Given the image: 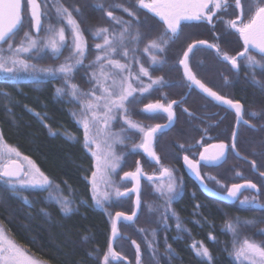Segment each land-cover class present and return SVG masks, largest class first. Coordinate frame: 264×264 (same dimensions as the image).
Instances as JSON below:
<instances>
[{
  "label": "snow or ice",
  "instance_id": "obj_1",
  "mask_svg": "<svg viewBox=\"0 0 264 264\" xmlns=\"http://www.w3.org/2000/svg\"><path fill=\"white\" fill-rule=\"evenodd\" d=\"M50 6L55 9L56 19L62 26L56 27L50 22L45 28L44 21L46 19L51 21ZM135 6L138 10L146 9L155 17H159L163 24L160 34L149 39L143 48V52L149 54L150 66L164 63V60L154 53L166 52L170 43L179 36L184 22L206 23L212 28L216 27L217 22H222L227 34L235 32L243 42L241 51L235 55H229L228 52H222L217 43H210L204 39L193 40L187 45L183 57L179 60V65L184 69L183 75L189 89L198 88L206 94V98H211L235 112L236 126L232 129L230 144L222 141L208 145L199 153L198 159H191L189 155L183 156L187 169L196 176L205 189H208L204 176L201 175V166L217 165L226 158L229 150L239 156L237 151L239 125L243 123L253 129L256 128V125L244 119L246 113L244 105L239 99L233 100L220 95L197 77L190 66L191 54L200 46L214 49L218 58L230 65L236 73V78L239 77L242 66L240 62L244 61L243 67L248 70L250 75L249 82L264 94V79H257L256 75L257 70L264 74V0H135ZM95 7L104 13V16L112 22L113 27L99 26L91 31V37L97 40L102 39V42L94 45L97 54L94 60L86 66L93 69L91 73H86L88 76L86 82L91 84V88L87 91L72 82L79 68L85 67L84 60L89 51L84 34L85 29L81 28L80 22L73 16V12L79 15L81 9L74 7L69 10L59 0H55V2L53 0H0V76L6 80L27 78L37 84L43 83L47 79L63 78V86L57 87L55 91L58 97L67 95L69 97L67 102L80 104L79 113L73 111L72 115L77 118L76 123L83 128V148L93 158L91 177L87 178L91 185L93 204L103 208L105 203H110L113 198L119 199L128 196L131 192L136 193L132 214L117 212L112 217L111 237L107 251L104 252L100 262V264H112V261L126 259L114 250L113 240L119 235L117 222L121 218L125 221H133L137 216V210L143 204L140 183L142 176H146V179L152 183L153 193L164 201L162 223L167 224L168 213H172L175 217L171 205L180 196L183 181L182 179L178 181L173 169L161 163V158L154 150V139L161 129L170 127L175 121L176 114L173 111V106L179 101L173 100L164 104L157 100L145 104L141 109L144 113L167 114V124H156L145 128L131 119L129 105L138 103L145 94L150 93L154 86H163L166 82L163 77L153 78L149 68L145 67L140 58L135 55L137 51H140L138 46L144 39V34L141 33L139 27L133 28L134 24L140 25L141 23L136 12L125 7L122 3H113L108 6L112 9H122L124 13H127L130 19L125 20L123 17L114 15V11L106 10L103 2L98 3ZM224 15H231L233 18L224 19ZM26 20L29 21L30 28L23 32L19 43H16L15 37L24 28ZM42 31L46 33L44 36L40 35ZM213 35L217 40L221 38L215 32ZM129 45H133V47H129ZM65 49H68L69 54L58 65L41 67L32 62V60H40L46 56L59 59ZM253 52L256 55H253ZM33 53H35L34 56ZM257 55L260 59H257ZM117 56L128 62H121V59L115 58ZM136 65L139 66L138 72L133 71ZM142 77H147L150 83L144 84ZM229 82V78L225 76V85ZM137 83L142 86H134ZM184 111L189 116L193 115L186 108ZM35 115L40 118L41 122L45 119V116L40 113H35ZM247 115L264 118V109L252 110ZM118 121L122 122L123 126L118 131H113V126ZM45 126L47 127V125ZM260 130L264 131V126ZM130 131L142 134L141 142L132 144L131 148L133 150L142 149L152 161L160 165V168L158 175L156 173L145 174L141 168V162L137 160L135 170L126 171L120 177L121 181L131 179L134 182L133 187L121 191L112 176L117 174L122 167L125 153L117 154L116 146H127L126 141L131 139L128 135ZM202 132L204 135L195 144L186 146L181 144L179 147L184 151H190L201 144L208 128L202 129ZM65 136L70 140L76 139L74 135L67 132ZM209 149L214 151L210 152ZM13 155L20 157L19 151L15 147L7 145L3 135L0 134V161H4L0 163V181L6 183L13 192H18L19 188L24 186L44 190L53 188V182L49 177L28 157H23L28 162L26 169L19 160L11 158ZM256 167V162L252 161V168L256 169ZM259 175L264 177V172H260ZM236 176L241 177L242 174L237 172ZM207 179L215 180L220 188H227L226 193L219 194L223 199L239 201L241 206L264 212V203L258 199L261 189L251 180L228 186L222 184L214 176L208 175ZM246 189L255 190L257 195L245 196L241 200L239 193ZM62 191L59 185H55L54 191L49 192V199L60 204L61 212L68 214L74 210L71 206L73 198L60 195L59 193ZM25 201L27 202L26 198ZM147 207L150 212L156 210L152 204H148ZM196 207L198 209L200 205L197 204ZM176 219L177 229L187 231L182 227L179 218L176 217ZM262 222L264 220L257 217L241 218L239 216L224 222L223 229L232 237L229 255L235 258L237 264H264V240L256 241L246 235L241 239L242 229L254 227L257 223ZM8 231L4 223L0 221V264H47V261L34 259L24 248L9 239ZM140 231L145 230L141 229ZM152 233L155 234L154 229ZM257 233L264 235V228L257 229ZM208 238L209 240L216 239L211 233ZM145 239L147 240V237ZM132 243L136 247V264H141V247L136 241H132ZM147 246L155 256L157 248L153 242L149 240ZM192 248L204 264H213L212 254L202 242H193ZM165 251L171 259L174 251L171 244H165Z\"/></svg>",
  "mask_w": 264,
  "mask_h": 264
},
{
  "label": "trees",
  "instance_id": "obj_2",
  "mask_svg": "<svg viewBox=\"0 0 264 264\" xmlns=\"http://www.w3.org/2000/svg\"><path fill=\"white\" fill-rule=\"evenodd\" d=\"M90 1L59 0L69 10L74 7L81 9L79 15L73 12V16L80 22L81 28L85 29L84 34L89 51L84 60L85 67L79 68L72 82L78 84L83 90L91 87V84L86 82L88 80L86 73H91L90 68L86 66L91 62L96 52L94 45L99 43V40L91 37V31L99 26L113 27L112 22L104 16V13L95 7L98 3L89 5ZM132 1L134 0H126L125 7H129L139 16L141 23L140 25L134 24L133 28L139 27L141 33L144 34V39L138 46L140 51H137L135 55L140 58L145 67L149 68L152 77L175 72L173 67L167 71L165 67L179 62L180 53L187 45L188 39L184 37V33L179 34L178 38L170 43L166 52L154 53L162 58L164 63L150 66L149 54H145L143 48L149 39L160 34L162 28L148 15L142 13L141 9L138 10ZM95 2H103L105 9L114 11V15L117 17H123L125 20L130 19L122 9L109 8L104 0H95ZM50 16L51 21L46 19L45 26L50 22L55 26H62L56 19L55 9L51 6ZM29 28L30 23L26 20L24 28L15 37L16 43H19L23 32ZM42 34H44L43 31L40 35ZM129 47H133V45H129ZM68 54V49H65L59 59L46 56L40 60H32V62L41 67L55 66L63 62ZM32 55L34 56L35 53ZM115 58L121 59V62H128L120 56ZM256 75L257 78H264V74L259 71ZM61 86H63V78L47 79L45 82L37 84L27 78L6 80L0 76V134L3 135L6 144L15 147L21 156L28 157L53 182V188L47 190L19 188L18 192H13L6 183L0 182V221L11 230L16 242L37 260L47 261V264H100L111 237L112 217L116 212H132L133 204L131 203L134 196L132 194L119 199L113 198L110 203H105L103 208L93 204L91 185L87 179L91 177L93 158L83 148V128L76 123L77 118L72 115L73 111L79 113L80 104L67 102L69 99L67 95L58 97L55 90ZM6 93L8 95H5ZM171 94L168 91V86H154L150 93L145 94L138 103L129 105L131 119L138 123L144 122L145 128L147 124L153 126L158 121H164L163 113H144L141 109L145 104L155 102L157 99L167 104L168 101L161 99L160 96ZM83 98L81 97V99ZM35 113L45 116L43 122ZM182 122L181 113L179 115L177 113L174 127L182 126ZM66 132L74 135L76 139H68L65 136ZM169 132H158L159 137H165ZM128 135L131 139L126 141L127 146L121 151L125 153V157L122 167L117 172V175L120 173L119 182L125 184L127 189L131 187L132 181H121L120 177L126 171H134L137 160L141 162V168L148 175L158 172L151 171L152 164H155L143 151H138V149L130 151L131 149H129V145L138 142L141 134L134 131ZM182 137V132H175V142L172 145L168 143V138L164 139L165 146L160 145L159 152L167 151L171 160L176 147H179L178 144L183 142ZM262 155L259 157L260 159L264 157V152ZM160 158L162 159L161 156ZM142 183L141 200L143 204L132 223L120 221L119 236L114 247L118 250L119 243L125 242L121 247L124 250L121 254L129 259L130 263L133 260L131 257L135 255L130 241H136L141 247L142 264H204L202 259L196 256L192 248L193 242H202L210 250L213 264H237L235 258L229 255L232 237L223 229L224 222L235 219L237 216L241 218L257 217L264 220V212L225 206L220 201L200 193L188 194L182 188L180 196L171 205L175 217L172 213H168L165 225L161 220L164 215L163 199L153 193L150 181L144 180ZM55 185H59L63 190L62 193H59L60 195L73 198L71 206L74 210L71 213L61 212V205L49 199V192L54 191ZM82 201L84 202L82 203ZM148 204H152L156 210L150 212ZM197 204L200 205L198 209ZM176 217L179 218L182 227L187 231L177 229ZM141 220L145 230L142 235L137 233L136 226ZM198 221L199 223H197ZM261 228H264V222L257 223L251 228L242 229L241 239L246 235L256 241L264 240V235L257 233V229ZM153 229L155 230L154 235ZM209 233L216 239L209 240ZM146 237L147 240L152 238L155 241H169L167 244H171L174 250L172 258L169 259L164 243H158L155 245L157 248L155 256L158 258L155 259L153 251L145 243ZM226 247L227 250H225ZM112 264L126 263L121 259L117 262L112 261Z\"/></svg>",
  "mask_w": 264,
  "mask_h": 264
},
{
  "label": "flooded vegetation",
  "instance_id": "obj_3",
  "mask_svg": "<svg viewBox=\"0 0 264 264\" xmlns=\"http://www.w3.org/2000/svg\"><path fill=\"white\" fill-rule=\"evenodd\" d=\"M104 2H106L107 5L113 3H122L124 6H126V0H104ZM132 2L135 5V0ZM96 3L99 2L91 0L89 5H94ZM141 10L142 13L148 15L153 20V22L155 21V23L160 25L163 29V24L159 20V17H155L154 14L148 12L146 9ZM231 18H233L231 15H224V19ZM214 32L221 37L219 40L214 37ZM182 33H184V37L188 39V41H186L187 45L193 40L204 39L208 40L210 43L219 44L222 52H228L229 55H235L243 48V42L239 39V35L235 32L227 34L222 22H217L215 28H212L206 23H198L194 21L184 22V27L180 34ZM187 45L180 53V59L183 57V52L187 48ZM252 54L256 55L255 52H253ZM257 59H260L258 55ZM240 63L242 66L239 71V77L236 78V73L231 69L230 65L222 62L218 58L214 49H208L204 46H200L191 54L190 66L197 74V77L201 79V81L204 82L207 86L211 87L214 91H217L220 95L226 96L233 100L239 99L244 105L246 113L244 119L249 120L251 124L256 125L255 129L250 128L248 125H245L243 123L239 125V135L237 141V151L240 154L239 156H237L235 152L229 150L226 154V158L222 159L217 165H202L200 171L201 175L204 176V181L208 185L209 190H212L218 194L226 193L227 188H220V186L216 184L215 180H208V175L216 177V179L219 180L222 184L228 186L233 183L242 184L245 180H251L253 183L257 184L258 188L261 189L258 199L261 203H264V177H261L259 175L260 172H264V157H262L261 159L259 158L264 152V131L260 130L261 127L264 126V118H254L247 115V113L252 110L259 111L261 109H264V94L261 93L259 88L253 87V85L249 82L250 75L248 74V70L243 67L244 61H241ZM171 67H173L176 71L173 73L167 72L163 75H156L153 77H163L164 81L166 82L163 87L168 86V91L170 92V94L172 93L169 96H160L161 99H164L169 103L170 101H178L182 97H184L183 101L173 106V111L176 114V118L177 113L178 115L181 113L183 122L182 126L174 127V124L176 122L175 119L174 123L165 130L170 131L165 137H159V133H157L154 139V150L159 157H162L161 163L164 166L173 169L174 175L177 177V180L180 181L182 179V188L186 193H200L201 195H205L199 187L198 183L193 180L187 170H185L186 168L184 166L183 156L189 155L191 159H198L199 153L203 151L204 148L208 145L217 144L222 141L230 144L232 129L236 126L235 112L234 110L227 108V106L220 105L218 102L210 100V98H206V95H204L198 88L194 87L192 89H189L184 79L183 67L179 65V62L174 65H166L165 70L167 71L168 69H171ZM225 76H227L230 81L227 85H225L224 83ZM185 108L188 109L189 112L193 113V115L189 116L188 113L184 111ZM163 115L165 116V120L162 122L158 121V123L156 124L163 125L168 122L167 114L163 113ZM143 123L144 122H140L141 125H143ZM147 127H150V124H147ZM204 128H208V132L205 138L202 140L201 144L197 145L190 151H184L180 147H176L177 151L175 150L174 157L171 160L170 158L165 157V153L167 151L159 152V146H165L164 139L168 138V143L171 145L175 142V132L183 133L182 144L186 146L188 144H195L196 141L201 140V136L204 135V133L202 132V129ZM141 140L142 134L137 143L141 142ZM139 150L143 151L142 149H138V151ZM209 151L212 152L214 150L209 149ZM149 160L152 161L151 159ZM252 161L256 162V169L252 168ZM152 163H154L155 165L152 164L151 171H158L156 172V174L158 175L160 165H157L154 161H152ZM143 172L147 174V172ZM237 172H240L242 176L237 177ZM144 180H147L146 176L142 177V182H144ZM253 195H257L255 190L246 189L241 191L239 197L242 200L245 196L251 197ZM220 202L225 206H234V208H246L244 206H241L239 204V201H233L232 203H225L223 201ZM246 209L251 208L247 207ZM8 230L9 231L7 233V237L9 239H12L17 245L21 246L18 242H16L17 240L15 239L11 230ZM154 242L156 244L164 243L165 245V243L169 241L163 240ZM27 253L32 256L30 252ZM32 257L36 259L34 256Z\"/></svg>",
  "mask_w": 264,
  "mask_h": 264
},
{
  "label": "rangeland",
  "instance_id": "obj_4",
  "mask_svg": "<svg viewBox=\"0 0 264 264\" xmlns=\"http://www.w3.org/2000/svg\"><path fill=\"white\" fill-rule=\"evenodd\" d=\"M45 27H47V25L45 26ZM56 27H60V25H58V26H56ZM46 33L44 32V34H42L41 36H44ZM102 42V39H100L99 40V43H101ZM6 47V46H5ZM96 52H95V54H94V56L92 57L93 59L91 60V61H93L94 60V58H95V56H96ZM144 65V64H143ZM138 70H139V66L138 65H136L135 67H134V72H138ZM93 71V69L92 68H90V72H92ZM154 78V77H153ZM142 80H143V82H144V84H147V83H150V81L147 79V77H142ZM134 86H136V87H140V86H142V85H140V84H135ZM91 88V87H90ZM89 89V88H88ZM88 89H84L85 91H87ZM84 99V98H83ZM123 125H122V122H116L115 124H114V126H113V131H118L119 129H120V127H122ZM130 132H134V131H130ZM129 132V133H130ZM140 134V133H139ZM180 144H182V142H180ZM8 145V144H7ZM129 149H131L130 151H132L133 149L131 148V145H129ZM122 149H125V146H119V145H117L116 146V152H117V154H120L121 153V151H122ZM165 157L166 158H169L168 157V153L166 152L165 153ZM12 159H16V160H19V162L21 163V164H23L24 166H25V168L27 169L28 168V162L26 161V160H24L23 159V156H21V154H20V157H16L15 155H13L12 157H11ZM2 162H4V161H0V163H2ZM122 164H123V161H122ZM119 171V170H118ZM120 174V173H119ZM119 174L117 175V174H115L114 176H112V179H113V181H115L118 185H119V187L121 188V191H123L125 188H127L126 186H125V184H121L120 182H119ZM0 182H2V181H0ZM18 188H19V186H18ZM23 189L24 188H33V187H31V186H24V187H22ZM36 189H40V188H36ZM153 189V188H152ZM132 203H133V199H132ZM131 203V204H132ZM130 213H132V212H130ZM143 222H142V220L136 225L137 226V233H139L140 235H142V233H143V231H140L141 229H143ZM152 241L153 242V244L154 245H156V243L154 242L155 240L154 239H152V238H148V240H146L145 241V243H147L148 241ZM121 243H123V245H121ZM124 243L125 242H120L119 244H120V247H118L119 249L117 250V252H119L120 254L122 253V252H124V250L121 248L122 246H124ZM130 243L133 245L132 247L134 248V250H135V255L133 256V257H131L133 260H132V263H130V264H136V247H135V245L132 243V241H130ZM122 255V254H121ZM123 257V256H122ZM155 259H157L158 257L157 256H153ZM127 259V258H126ZM129 260V259H128ZM130 262V261H129ZM142 264V263H141Z\"/></svg>",
  "mask_w": 264,
  "mask_h": 264
},
{
  "label": "water",
  "instance_id": "obj_5",
  "mask_svg": "<svg viewBox=\"0 0 264 264\" xmlns=\"http://www.w3.org/2000/svg\"><path fill=\"white\" fill-rule=\"evenodd\" d=\"M183 71H184V69H183ZM204 94V93H203ZM204 95H206V94H204ZM183 99H184V97H182L180 100H178L179 101V103L181 102V101H183ZM210 100H211V98H210ZM168 123V122H167ZM167 123H165V124H167ZM174 123V122H173ZM164 125V124H163ZM169 128V127H168ZM168 128H165V129H161L159 132H163V131H165L166 129H168ZM146 156H147V154H145ZM148 157V156H147ZM149 158V157H148ZM150 159V158H149ZM184 166H185V170H187V172L189 173V175L193 178V180H195L197 183H198V185H199V187L201 188V190L203 191V193L207 196V197H209V198H212V199H215V200H219V201H223V202H225V203H232L233 201H231V200H225V199H223L222 198V196L221 195H219L218 193H216V194H213V193H215L214 191H212V190H209V188L208 189H205L204 188V186L200 183V181L196 178V176L192 173V172H190L188 169H187V166L184 164ZM142 177H144V176H142ZM142 177H141V181H140V183L142 182ZM129 180H131V179H129ZM132 181V180H131ZM132 183H134L133 181H132ZM133 187V184H132V186L129 188V189H131ZM141 187H142V183H141ZM243 191V190H242ZM133 194V196H134V198H133V209H134V207H135V200H136V193L135 192H131L129 195H132ZM240 194V193H239ZM140 209V208H139ZM139 209L137 210V214L139 213ZM117 213V212H116ZM115 213V214H116ZM125 213V212H124ZM115 214L113 215V216H115ZM127 215H131L132 213H126ZM137 217V216H136ZM136 217L134 218V220L136 219ZM121 220H123V218H121L118 222H117V227L119 226V223H120V221ZM133 220V221H134ZM125 221V220H124ZM133 221H126V222H133ZM119 236V235H118ZM116 239L117 238H115L114 240H113V248L115 247V241H116ZM114 250L116 251V249L114 248ZM117 252V251H116ZM122 257V256H121ZM124 260V262L126 263V264H129V261L127 260V259H123ZM114 262H117V261H114Z\"/></svg>",
  "mask_w": 264,
  "mask_h": 264
}]
</instances>
